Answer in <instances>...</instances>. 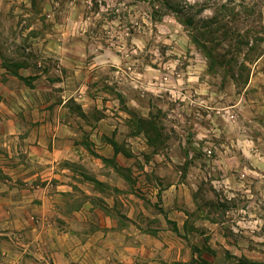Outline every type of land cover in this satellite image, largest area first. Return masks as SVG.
Returning <instances> with one entry per match:
<instances>
[{
    "label": "crops",
    "instance_id": "crops-1",
    "mask_svg": "<svg viewBox=\"0 0 264 264\" xmlns=\"http://www.w3.org/2000/svg\"><path fill=\"white\" fill-rule=\"evenodd\" d=\"M0 1L9 2L13 23L0 26V34L15 42L0 47L13 58L3 65L0 57V264L187 260L180 236L164 231L171 205L145 206L136 195L147 159L142 148L152 147L145 167L161 179L171 155L158 147L173 140L168 123L165 135L162 127L148 135L144 124L161 112L173 126L170 116L179 115L182 103L155 107L157 97L143 90L141 73L131 79L111 71L118 61L108 51L85 56L97 46L80 39L78 14L61 10L59 0ZM18 12L27 18L23 24ZM61 16L69 18L65 25ZM104 70L111 79L103 78ZM158 72L150 88L159 96L174 93L169 70ZM184 99L211 107L205 95L187 92Z\"/></svg>",
    "mask_w": 264,
    "mask_h": 264
},
{
    "label": "rangeland",
    "instance_id": "rangeland-1",
    "mask_svg": "<svg viewBox=\"0 0 264 264\" xmlns=\"http://www.w3.org/2000/svg\"><path fill=\"white\" fill-rule=\"evenodd\" d=\"M74 1L76 6L73 0H59V5L78 14L84 31L80 39L97 46L85 56L108 51L118 61L111 71L120 69L119 74L131 79L141 73L143 90L157 97L155 107L188 105L175 104L179 115L170 116L173 126L161 112L144 124L148 135L161 127L165 135L168 125L173 140L158 147L171 155L161 179L145 167L152 147L142 148L147 158L141 164L143 190L136 194L145 206L171 205L164 231L180 236L178 248L190 255L175 262L264 264V0ZM7 6L9 2L0 1L3 27L13 26ZM21 14L17 22L23 24L27 18ZM12 43L11 35L0 34V47L11 48ZM0 57L3 65L13 60L3 50ZM166 70L174 93L166 89L159 96L150 82ZM100 73L111 79V72ZM187 92L205 95L212 108L182 100ZM184 111L189 113L187 123L181 118ZM169 186L170 193L162 196Z\"/></svg>",
    "mask_w": 264,
    "mask_h": 264
},
{
    "label": "trees",
    "instance_id": "trees-1",
    "mask_svg": "<svg viewBox=\"0 0 264 264\" xmlns=\"http://www.w3.org/2000/svg\"><path fill=\"white\" fill-rule=\"evenodd\" d=\"M189 23H191L190 20H189ZM207 57H208L209 59H212V58H213L212 55L209 54V52H207ZM173 229H174V231H176V227H175V226H173ZM188 264H193V263H188Z\"/></svg>",
    "mask_w": 264,
    "mask_h": 264
},
{
    "label": "built area",
    "instance_id": "built-area-1",
    "mask_svg": "<svg viewBox=\"0 0 264 264\" xmlns=\"http://www.w3.org/2000/svg\"><path fill=\"white\" fill-rule=\"evenodd\" d=\"M210 152V150L208 151V153Z\"/></svg>",
    "mask_w": 264,
    "mask_h": 264
}]
</instances>
